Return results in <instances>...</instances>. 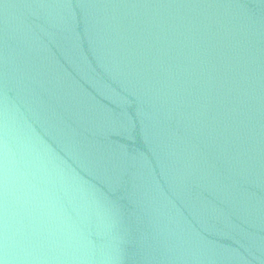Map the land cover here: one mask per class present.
I'll return each mask as SVG.
<instances>
[{
  "label": "water",
  "instance_id": "obj_1",
  "mask_svg": "<svg viewBox=\"0 0 264 264\" xmlns=\"http://www.w3.org/2000/svg\"><path fill=\"white\" fill-rule=\"evenodd\" d=\"M0 264H264V0H0Z\"/></svg>",
  "mask_w": 264,
  "mask_h": 264
}]
</instances>
